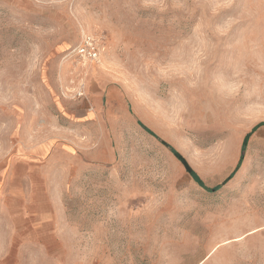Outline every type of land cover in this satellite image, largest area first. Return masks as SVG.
<instances>
[{
	"label": "rangeland",
	"instance_id": "374dc122",
	"mask_svg": "<svg viewBox=\"0 0 264 264\" xmlns=\"http://www.w3.org/2000/svg\"><path fill=\"white\" fill-rule=\"evenodd\" d=\"M0 251L264 264V0H0Z\"/></svg>",
	"mask_w": 264,
	"mask_h": 264
},
{
	"label": "crops",
	"instance_id": "0c3cea01",
	"mask_svg": "<svg viewBox=\"0 0 264 264\" xmlns=\"http://www.w3.org/2000/svg\"><path fill=\"white\" fill-rule=\"evenodd\" d=\"M24 218L18 219L17 221L11 222V231L18 234L19 231L24 234L21 239H28L30 241L32 238L35 237L36 234L43 233V234H51L52 233V228H50L51 222L49 221L48 218L41 216L39 213H37L36 216H23ZM21 234V235H22ZM20 239V236H16L14 241H17ZM9 245V244H8ZM16 244L12 243V245L8 246L7 248H13ZM16 246H19L16 245ZM9 248V249H10ZM5 254H3V251H0V264L3 262L2 258L3 256L9 255V251H5Z\"/></svg>",
	"mask_w": 264,
	"mask_h": 264
},
{
	"label": "built area",
	"instance_id": "2783aa9c",
	"mask_svg": "<svg viewBox=\"0 0 264 264\" xmlns=\"http://www.w3.org/2000/svg\"><path fill=\"white\" fill-rule=\"evenodd\" d=\"M78 54L82 58H87L91 61H95L99 58V45L92 37H86V40L79 48Z\"/></svg>",
	"mask_w": 264,
	"mask_h": 264
},
{
	"label": "trees",
	"instance_id": "16d2710c",
	"mask_svg": "<svg viewBox=\"0 0 264 264\" xmlns=\"http://www.w3.org/2000/svg\"><path fill=\"white\" fill-rule=\"evenodd\" d=\"M186 167L188 168V170H190L188 166H186Z\"/></svg>",
	"mask_w": 264,
	"mask_h": 264
}]
</instances>
